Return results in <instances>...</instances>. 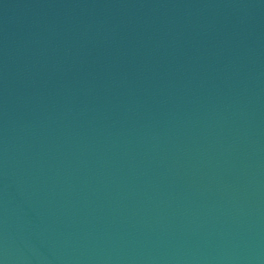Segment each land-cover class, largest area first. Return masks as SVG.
I'll use <instances>...</instances> for the list:
<instances>
[{
	"label": "water",
	"instance_id": "water-1",
	"mask_svg": "<svg viewBox=\"0 0 264 264\" xmlns=\"http://www.w3.org/2000/svg\"><path fill=\"white\" fill-rule=\"evenodd\" d=\"M0 264H264V0H0Z\"/></svg>",
	"mask_w": 264,
	"mask_h": 264
}]
</instances>
